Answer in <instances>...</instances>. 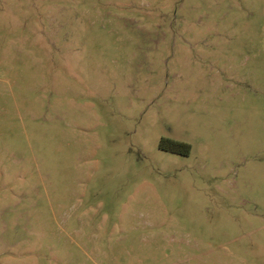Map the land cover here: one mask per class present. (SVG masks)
Masks as SVG:
<instances>
[{
  "label": "rangeland",
  "instance_id": "obj_1",
  "mask_svg": "<svg viewBox=\"0 0 264 264\" xmlns=\"http://www.w3.org/2000/svg\"><path fill=\"white\" fill-rule=\"evenodd\" d=\"M0 264H264V0H0Z\"/></svg>",
  "mask_w": 264,
  "mask_h": 264
},
{
  "label": "trees",
  "instance_id": "obj_2",
  "mask_svg": "<svg viewBox=\"0 0 264 264\" xmlns=\"http://www.w3.org/2000/svg\"><path fill=\"white\" fill-rule=\"evenodd\" d=\"M166 142H167L166 140H163L161 143V147L164 149L166 148ZM186 153H189V151H187Z\"/></svg>",
  "mask_w": 264,
  "mask_h": 264
}]
</instances>
